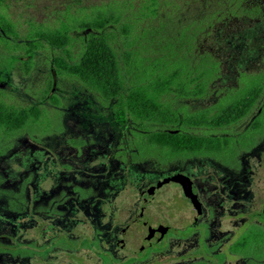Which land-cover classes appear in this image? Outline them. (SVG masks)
<instances>
[{"label":"flooded vegetation","instance_id":"flooded-vegetation-1","mask_svg":"<svg viewBox=\"0 0 264 264\" xmlns=\"http://www.w3.org/2000/svg\"><path fill=\"white\" fill-rule=\"evenodd\" d=\"M172 74L167 96L194 101L205 95L208 73ZM254 88L259 95L239 120L212 126L185 120L186 114L232 108L234 98ZM263 92L264 75L242 79L198 110L168 103L177 113L168 125V171L144 183L130 171H109L104 155L97 168L90 167L92 153L78 160L80 138L72 141L76 154L68 160L39 149L26 167L37 162L39 171H25L18 190L21 213L1 216L8 230L0 233V257L7 258L0 264H264V151L252 161L255 168L238 167L239 151L264 132V104L242 135L228 132L253 112ZM200 128L225 134L192 133ZM119 158L124 170L125 150ZM15 195L11 212H20L13 208Z\"/></svg>","mask_w":264,"mask_h":264},{"label":"rangeland","instance_id":"rangeland-1","mask_svg":"<svg viewBox=\"0 0 264 264\" xmlns=\"http://www.w3.org/2000/svg\"><path fill=\"white\" fill-rule=\"evenodd\" d=\"M151 1L0 0V27L8 23L12 29L8 42L0 32V87L8 103L42 109L35 130L0 137V220L21 213L18 190L25 183V171H39L37 162L30 168L27 164L45 147L68 160L76 154L72 141L80 138L84 144L79 146L78 160L92 153L90 167L97 168L104 155L109 171H130L142 183L168 171L167 162L156 157L134 161L131 142L138 133L165 131L169 126L130 116L126 124L118 123L113 112L115 100H102L55 63L56 58L68 64L79 61L90 32L82 24L99 22L112 36L124 78V96L134 84H153L157 77L172 74L175 69L193 75L206 72L207 91L202 98L188 101L172 95L164 97L178 110L188 104L198 110L213 104L221 91L237 87L242 79L263 80L264 0H246L241 7L223 0H155V12ZM51 29L69 32L71 43L66 49L39 40L38 34ZM27 40H36L39 45L31 58L25 52ZM28 59L29 66L25 64ZM263 104L264 92L253 112L228 132L242 135ZM192 133L220 132L200 128ZM123 150L125 167L120 170ZM263 151L264 132L256 135L251 147L239 151V171L255 168L252 161L261 158ZM12 193L19 194L15 195L18 206L13 208L20 212H11ZM133 194L129 192L128 198ZM7 230V224L0 222V233ZM6 260V256L0 257V262Z\"/></svg>","mask_w":264,"mask_h":264},{"label":"trees","instance_id":"trees-1","mask_svg":"<svg viewBox=\"0 0 264 264\" xmlns=\"http://www.w3.org/2000/svg\"><path fill=\"white\" fill-rule=\"evenodd\" d=\"M226 3L241 7L246 0H223ZM154 4L155 0L151 1ZM155 12V9H152ZM101 24V23H100ZM99 22H86L81 27L89 30V34L82 50L81 58L75 64H68L61 58H56L55 63L69 76L78 79L88 90L108 102L115 100L113 112L118 123L126 124L128 117L137 121H156L164 126L177 121V113L173 112L170 105L164 100L175 79L173 74H164L157 77L150 85H133L124 96V78L116 50L113 46L111 35L105 31L104 25ZM2 37L8 42L11 40V26L4 23L0 27ZM39 40L47 41L59 49H66L71 43L68 31L51 29L38 34ZM36 40H27L25 51L28 58L37 50L39 45ZM130 55V54H129ZM29 66V59L25 61ZM177 69L173 73H179ZM254 92L234 98L232 108L222 109L218 112L206 111L204 114H186L185 120L190 124H203L212 126L216 122L225 120L234 121L243 118L257 99L259 92ZM180 93V92H179ZM182 94V93H180ZM6 94L0 87V137L8 138L22 132H31L37 128L42 118V109L38 106H17L6 101ZM171 134L165 131H146L136 134L132 143V159L134 161L146 160L156 157L161 162H167ZM183 145V142H178ZM191 145V143H190Z\"/></svg>","mask_w":264,"mask_h":264},{"label":"water","instance_id":"water-1","mask_svg":"<svg viewBox=\"0 0 264 264\" xmlns=\"http://www.w3.org/2000/svg\"><path fill=\"white\" fill-rule=\"evenodd\" d=\"M144 194H145V193H144ZM262 216L264 217V210H263Z\"/></svg>","mask_w":264,"mask_h":264}]
</instances>
